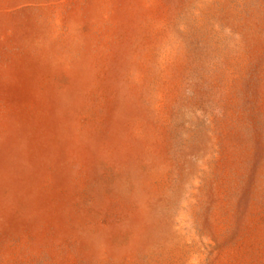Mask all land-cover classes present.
I'll return each mask as SVG.
<instances>
[{"label": "rangeland", "instance_id": "374dc122", "mask_svg": "<svg viewBox=\"0 0 264 264\" xmlns=\"http://www.w3.org/2000/svg\"><path fill=\"white\" fill-rule=\"evenodd\" d=\"M0 264H264V0H0Z\"/></svg>", "mask_w": 264, "mask_h": 264}]
</instances>
